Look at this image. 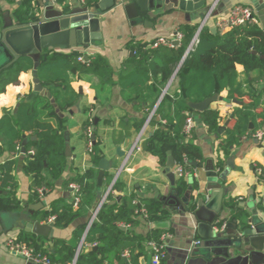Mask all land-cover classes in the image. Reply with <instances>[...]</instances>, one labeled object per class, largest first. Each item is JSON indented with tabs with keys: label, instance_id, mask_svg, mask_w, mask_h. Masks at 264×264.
<instances>
[{
	"label": "crops",
	"instance_id": "crops-1",
	"mask_svg": "<svg viewBox=\"0 0 264 264\" xmlns=\"http://www.w3.org/2000/svg\"><path fill=\"white\" fill-rule=\"evenodd\" d=\"M36 1L38 2V14L53 2V0ZM134 1L116 0V6L103 13L101 17L102 47L90 45L75 50L57 49L55 52L70 54L77 51L82 54L88 64L96 55H102L107 58L113 68V79L118 82L126 68L125 63L135 55L130 48L132 43L150 44L163 38L174 41L176 33H179V27L187 24L200 26L202 19L216 3L217 7L208 25L211 31L219 21L227 18L236 6L250 7L257 17L256 25L264 29L263 20L258 19V13H264V0H204L203 7L193 12H184L176 8L174 0L169 3L163 0L162 8L143 15L145 21L149 22L148 25L132 26L126 15L125 6ZM67 5L70 6L71 11L73 9L88 11L85 10L81 0H67ZM56 7L63 9L58 4ZM14 9L15 6L7 0H0V15L2 17L0 29L10 18L15 24H19L13 16ZM221 31L223 30H218L217 33ZM237 70L240 74V81H245L243 91L237 92L235 99L231 102L227 100L228 92H223L220 94L223 100H218L211 105L220 109L222 117L227 120L222 123L219 133H223L227 126L235 124L232 115L236 109L253 103L251 90L261 97V105L257 112L264 111V82L250 86L246 82L244 67L238 65ZM173 76L166 87L162 89L160 101L165 95H173L178 90L177 73L174 79ZM72 87L78 93L79 101L64 110L57 107L49 88L43 86V89H39L37 87L33 72L20 74L19 83L7 86L5 93L0 95V118L7 111L15 116L23 101L30 103L38 96L50 99L55 107L52 123L64 135L66 143L64 151L67 159L66 168L59 179L55 180L50 177L49 173H44V177L48 178L50 182L48 183L50 187H41L36 194L32 188L34 176L25 171L28 155L23 152L18 154L16 150L8 148L4 136L0 134V144L5 148L4 154L0 157V164L12 160L17 162L14 170L17 181L15 196L19 201L17 206H11L5 205L0 198V264H31L10 251L8 240L11 238L49 255L56 264H77L80 256L99 251L101 244L99 245L98 236H94L95 241L87 239L90 238L91 229L99 221L98 216L101 209L111 202L108 201L110 194H113L118 201L122 197L134 196L136 198L134 203L139 205L134 217L135 225L116 223L115 227L143 238H146L154 230H162V236L168 235L165 241L167 245L166 257L161 264H248L244 260L236 261L232 253L228 259L213 255L208 258L205 250L195 245L196 241H203L197 232L199 222L196 212L199 210L198 203L200 201L207 203L211 199L208 187L211 182L217 181V179L207 176L210 172L207 167L212 166L219 176L226 169H230L223 183L222 209L217 219L220 229L226 225H235L237 229H231L229 232L239 234L242 226H246L248 222L255 225L264 216V138L262 140L256 138L257 132H264V125L243 137L240 143L234 146L230 156L226 157L219 148L221 141L219 136L208 134L198 117L193 115V126L197 135L196 142L202 149L206 162L203 166H197L198 163L192 160V163L187 167L189 175L185 177L190 187L181 192L176 188V183L172 185L169 180L166 172L167 164L166 167H163L157 156L146 152L142 147V143L153 134L149 120L140 132L136 131L135 124L144 119L150 102L141 103L136 100L134 98L137 94L136 90H132L130 98L125 99L119 86L104 89L100 78L93 75H85L80 78L78 74H75L72 77ZM140 93L147 94L149 92ZM32 95L35 97L32 98ZM155 112L156 109L149 117ZM87 120L95 122L89 132L93 130L96 133L92 135L94 136L92 146L100 147L99 162L105 158L110 164L101 186L98 181L99 162L98 164L93 162L90 154L92 146L82 137L83 125ZM128 125L129 129L126 130L125 127ZM31 140H37V136L32 132L26 133L24 143L27 144ZM24 143L22 148L26 146ZM137 143L140 149L135 148ZM20 147L21 145L18 148ZM119 148L126 154L125 157L119 155ZM195 163L196 166L192 165ZM177 165L179 164H175V167ZM91 170L96 171L98 189L93 192L91 204L80 209L79 186L68 185L67 182ZM172 172L175 174V168ZM175 177L177 182L179 178L177 175ZM117 182L120 183V188L113 191ZM73 186H77L78 189L75 190ZM0 192V197L8 195L7 190L3 188H0ZM171 197L177 198L178 206L174 204ZM145 202L160 203L163 220L150 221L147 210L142 204ZM181 207L183 210L180 209ZM63 208H70L75 215L59 227L56 225L57 216L53 212L56 209L62 211ZM204 212V216L209 217L210 212ZM25 216L45 225L53 224L48 236H39L28 232ZM162 236L159 242L162 241ZM149 242H145L143 245L144 254H140L139 264H152ZM95 243L97 246L93 247ZM138 254L139 250H136L135 255ZM99 257L104 259L103 264L118 263L113 250L109 253L108 250L102 251ZM130 257L131 253L126 250L123 253V258L127 263H129Z\"/></svg>",
	"mask_w": 264,
	"mask_h": 264
},
{
	"label": "trees",
	"instance_id": "trees-1",
	"mask_svg": "<svg viewBox=\"0 0 264 264\" xmlns=\"http://www.w3.org/2000/svg\"><path fill=\"white\" fill-rule=\"evenodd\" d=\"M7 1L15 6L13 16L20 24L31 23L37 18L38 2L36 0ZM56 1L63 7L65 13L71 12L67 0ZM100 1L84 0L83 6L87 10H94ZM1 19L0 15V27ZM199 27V25L190 24L179 27V33L183 38L176 47L161 45L153 48L157 40L150 44L132 43L130 48L135 55L125 63L126 68L118 82L113 79V68L104 56L96 55L88 64L79 61L82 54L77 51L60 54L54 49L45 50L42 53L36 80L49 88L57 107L62 110L79 101V95L72 87V77L75 74H78L80 78L85 75L100 78L104 89L119 86L125 99L130 98L132 90H136L137 94L134 96L136 100L141 103L150 102L144 119L135 124L136 131H141L149 115L156 109L149 123L153 128V134L142 143L143 149L157 156L163 167H166L170 151L176 164H182L187 157L197 162V166H203L206 160L202 149L196 142V129L193 127L189 138L184 131L188 118H193V115L197 116L208 134L219 136L221 140L219 148L226 157L230 156L234 146L238 145L243 137L264 125V111L257 112L261 105V97L253 90L250 91L253 103L236 109L232 115L235 124L227 126L223 133L219 131L222 123L227 120L222 117L220 109L210 106L204 112H197L189 107L191 102L200 103L216 94L220 96L223 92H228L227 100L233 101L236 93L243 91L245 82L240 81L238 65L244 67L246 82L250 86L264 82V59H262L264 29L256 24L246 23L213 34L210 27H205L198 37V42L187 54L177 73L178 90L173 95H165L160 101L162 89L166 87L176 67L185 57ZM31 72L34 73V61L28 57H22L12 66L4 69L0 73V95L5 93L7 86L19 83L20 74ZM144 91L149 93H140ZM54 115L55 107L51 100L38 96L30 103L23 101L15 116L7 111L0 118V134L4 136L7 147L16 150L18 154L17 148L20 145L21 148L23 147L26 133L32 132L37 136V140L28 141L25 146L26 155H28L25 171L34 176L32 188L36 194L41 187H50L48 184L50 182L44 177V173H49L51 178L57 180L66 168L65 138L52 123ZM94 123V120L93 122L87 120L83 125L82 137L88 144L94 142L92 135L96 133L93 130L89 132ZM125 129L128 130L129 125ZM30 151L34 152L33 156L29 155ZM4 152L5 148L0 144V157ZM99 152L100 147L93 145L90 154L95 164L99 162ZM16 163L12 160L0 164V188L8 192L7 196L0 197L5 205L17 206L19 204L15 196L17 190V181L14 176ZM67 184L79 186V206L82 209L91 204L93 192L98 189L96 171L91 170L84 175L70 179ZM189 187L185 177L179 178L176 182V188L181 192ZM119 188L120 183L117 182L113 191ZM108 201L111 202L101 209L98 216L99 221L91 229L90 238L87 239L95 241L94 236H98L99 245L101 244L99 251L80 256L77 264H103L104 259H100L99 254L107 250L108 253L114 251L118 259L117 264H139L140 254H144V243L159 242L161 239L162 230H154L143 238L115 227L116 223L136 224L134 217L139 205L134 203L136 201L134 196L122 197L118 201L113 194H110ZM142 204L147 210L150 221L163 220L160 203L145 202ZM53 214L57 216L56 225L59 227L75 215L70 208H63L62 211L56 209ZM126 250L131 253L129 263L123 258ZM136 250H139L138 255H135Z\"/></svg>",
	"mask_w": 264,
	"mask_h": 264
},
{
	"label": "water",
	"instance_id": "water-1",
	"mask_svg": "<svg viewBox=\"0 0 264 264\" xmlns=\"http://www.w3.org/2000/svg\"><path fill=\"white\" fill-rule=\"evenodd\" d=\"M164 1L169 3L171 0ZM174 1L176 8L184 12L200 10L204 5V0ZM162 2L163 0H135L133 3L126 5L125 12L131 25H148L149 22L145 21L143 15L162 8ZM56 6L57 2L50 3L31 23L15 24L10 18L3 24L0 29V73L22 57H28L34 61V75L36 77L41 55L45 50H75L90 45H100L102 47L101 17L103 13L116 6V0H101L94 10L82 11L73 9L70 13H65L64 9H58ZM212 33L217 34V29H212ZM179 44V41L174 42L175 47ZM186 56L187 53L176 73L180 70ZM262 59H264V56H262ZM36 85L39 89H43L42 84L38 80H36ZM34 97L32 95V98ZM218 100L222 101L223 97L216 94L200 103L191 102L189 107L197 112H204ZM22 151L26 153L25 147ZM118 153L121 157L126 156L125 153L121 152L120 148ZM175 164V159L170 151L168 152L166 172L172 185L176 183V175L172 172ZM109 165L105 158L99 162L100 173L98 181L100 186L103 183L105 172L109 169ZM194 165L196 166V163ZM207 168L210 169L207 176L211 179H217V181L209 184L210 201L207 203L200 201L198 203L199 210L196 212V218L199 222L197 232L203 241L197 247L204 249L208 254V258L213 255L228 259L232 253L236 261L244 260L248 264H264V216L255 225L248 222L246 226H242L239 234L229 232L231 229H237L235 225H226L223 229H220L217 219L222 209L223 183L230 169H226L219 176V173L215 172L212 166ZM171 200L177 206L179 205L176 197H171ZM180 209L183 210L182 207ZM204 211L210 212L209 217L204 216ZM25 219L28 223L27 231L39 236H48L53 227V224L45 225L28 216H25Z\"/></svg>",
	"mask_w": 264,
	"mask_h": 264
},
{
	"label": "built area",
	"instance_id": "built-area-1",
	"mask_svg": "<svg viewBox=\"0 0 264 264\" xmlns=\"http://www.w3.org/2000/svg\"><path fill=\"white\" fill-rule=\"evenodd\" d=\"M81 1L83 2L84 0H81ZM53 2H57V1L53 0ZM216 7H217V3L214 5V7L212 9H210L207 12L203 22L201 23V25L197 31V34H196L191 46L189 47V49L187 51V54L192 50L193 46L198 42V37H199L201 31L205 27H208L210 20L213 18ZM246 23L257 24V19H256L254 11L250 7H247V6H236L231 10V12L227 18L222 19L221 21H219L217 23L215 28L218 31V30H224L226 28H233V27L241 26V25H244ZM182 38H183L182 34L177 33L175 38H174L175 39L174 41H172L171 39H165V38L159 39L154 44L153 47L158 48L161 45L174 47V42L179 41V43H180ZM79 61H81L83 63H87L83 57H80ZM153 116L154 115L149 117V119H148L149 122ZM193 125H194L193 118L192 117L188 118L186 121L185 129H184L188 138L191 136V133H192V130L194 127ZM256 138L262 140L264 138V132L263 131L257 132ZM138 143L135 146V148L137 147L138 149H140V147H138ZM89 145L92 146V143H90ZM19 149L20 148H18V150ZM191 163H192V159H189L186 157L182 164H179L175 167V174L177 175L178 178L187 177L189 175L187 167ZM73 188L75 190L78 189L77 186H73ZM144 213L146 214V211H144ZM167 237H168V235L165 234L162 236L161 242L150 241L148 243V246L152 252V264H161L162 261L165 259V257H166L165 249L167 247L165 241H166ZM200 244H201L200 241L195 242L196 246H199ZM96 246H97L96 243L93 244V247H96ZM8 247L12 253L21 256L22 258H24L29 263H32V264H56L49 255L41 253L39 251H36L35 249L29 247L28 245H26L22 242H18L15 239L11 238L8 240Z\"/></svg>",
	"mask_w": 264,
	"mask_h": 264
},
{
	"label": "rangeland",
	"instance_id": "rangeland-1",
	"mask_svg": "<svg viewBox=\"0 0 264 264\" xmlns=\"http://www.w3.org/2000/svg\"><path fill=\"white\" fill-rule=\"evenodd\" d=\"M257 18V17H256ZM260 18V20H263L264 22V13H258V19ZM204 18L202 19V22H203Z\"/></svg>",
	"mask_w": 264,
	"mask_h": 264
},
{
	"label": "flooded vegetation",
	"instance_id": "flooded-vegetation-1",
	"mask_svg": "<svg viewBox=\"0 0 264 264\" xmlns=\"http://www.w3.org/2000/svg\"><path fill=\"white\" fill-rule=\"evenodd\" d=\"M21 149L23 150V148H21V147H20V149L18 150V151H19V154L21 153ZM22 152H23V151H22ZM24 154H26V153H24ZM29 155L33 156V155H34V152H32V151L29 152Z\"/></svg>",
	"mask_w": 264,
	"mask_h": 264
}]
</instances>
